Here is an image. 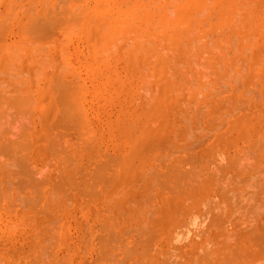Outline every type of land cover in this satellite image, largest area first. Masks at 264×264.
I'll use <instances>...</instances> for the list:
<instances>
[{
    "label": "rangeland",
    "instance_id": "obj_1",
    "mask_svg": "<svg viewBox=\"0 0 264 264\" xmlns=\"http://www.w3.org/2000/svg\"><path fill=\"white\" fill-rule=\"evenodd\" d=\"M181 1L0 0V264H264V0Z\"/></svg>",
    "mask_w": 264,
    "mask_h": 264
},
{
    "label": "bare ground",
    "instance_id": "obj_2",
    "mask_svg": "<svg viewBox=\"0 0 264 264\" xmlns=\"http://www.w3.org/2000/svg\"><path fill=\"white\" fill-rule=\"evenodd\" d=\"M182 1H183V0H182ZM182 1H181V2H182ZM83 2H84V1H83ZM153 3H154V2H153ZM181 4H182V3H181ZM181 4H180V5H181ZM184 4H185V3H184ZM155 6H156V5H155ZM168 6L170 7V5H168ZM178 6H179V5H178ZM184 6H185V5H184ZM129 7H130V6H129ZM161 7H162V6H161ZM144 8H145V6H144ZM178 8H179V7H178ZM188 8H189V7H188ZM233 8H234V7H233ZM85 9H86V8H85ZM150 10H151V9H150ZM180 11H181V10H180ZM153 12L155 13V11H153ZM165 12H166V10H165ZM136 13H137V12H136ZM167 13H168V12H167ZM197 13H198V12H197ZM197 13H196V14H197ZM163 14H164V13H163ZM168 14H169V13H168ZM200 14H201V13H200ZM137 15H138V14H137ZM194 15H195V13H194ZM219 15H220V14H219ZM254 15H255V14H254ZM160 16H162V15H160ZM198 16H199V15H198ZM259 16H260V15H259ZM136 17H138V16H136ZM136 17H135V18H136ZM167 17H168V16H167ZM167 17L165 16V17H164L165 19H163V20H165V23L169 22L170 19L172 18V17L170 16L171 18L168 19V21H167ZM199 17H200V16H199ZM240 17H241V16H240ZM116 18H117V17H116ZM162 18H163V17H162ZM162 18H161V20H162ZM223 19H224V18H223ZM152 20H153V19H152ZM152 20H151V21H152ZM176 20H177V19H176ZM137 21H138V20H137ZM166 21H167V22H166ZM172 21H173V19H172ZM229 21H230V20H229ZM249 21H250V20H249ZM51 22H52V21H51ZM68 22H69V20H68ZM134 22H135V21H134ZM247 22H248V21H247ZM62 23H63V22H62ZM69 23H71V21H70ZM160 23H162V22H160ZM169 23H170V22H169ZM120 24H121V23H120ZM140 24H141V23H140ZM53 25H54V24H53ZM58 25H59V24H58ZM68 25H69V24H68ZM71 25H72V23H71ZM117 25H118V23H117ZM156 25H157V24H156ZM167 25H168V23H167ZM63 26H64V25H63ZM192 26H193V25H192ZM67 27H68V26H67ZM113 27H115V26H113ZM118 27H119V26H118ZM154 27H155V26H154ZM159 27H160V25H159ZM132 28H133V27H132ZM163 28H164V27H163ZM180 28H181V27H180ZM65 29H66V28H65ZM127 29H128V28H127ZM133 29H134V28H133ZM160 29H161V28H160ZM55 30H56V29H55ZM166 30H167V29H166ZM156 31H157V30H156ZM159 31H160V30H159ZM235 31H236V30H235ZM238 31H239V30H238ZM146 32H147V31H146ZM142 33H143V32H142ZM182 34H183V33H182ZM52 35H53V33H52ZM137 35H138V34H137ZM140 35H141V34H140ZM166 35H167V34H166ZM254 35H255V34H254ZM53 36H54V35H53ZM159 36H160V35H159ZM255 36H256V35H255ZM259 36H260V35H259ZM136 37H137V36H136ZM142 37H143V36H142ZM142 37H141V38H142ZM167 37H168V36H167ZM195 37H197V36H195ZM145 38H147V37H145ZM158 38H160V37H158ZM162 38H163V37H162ZM179 38H180V36H179ZM189 38H191V37H189ZM244 41H245V40H244ZM172 42H173V41H172ZM217 43H218V42H217ZM190 51H192V50H190ZM219 60H220V59H219ZM214 63H215V62H214ZM208 65H209V64H208ZM253 66H254V65H253ZM226 76H227V75H226ZM71 85H72V83H71ZM73 85H74V84H73ZM75 85H76V84H75ZM188 86H189V85H188ZM73 87H75V86H73ZM81 88H82V87H81ZM75 89H76V88H75ZM77 91H78V90H77ZM72 95H73V94H72ZM72 98L74 99V96H73ZM80 100H82V99H80ZM78 108H80V105H79ZM80 112H83V111L80 110ZM80 114H81V113H80ZM81 116H82V115H81ZM80 118H81V117H80ZM76 120H77V119H76ZM84 123H85V122H84ZM79 128H80V127H79ZM83 128H84V126H83ZM6 150H7V149H6ZM24 161H25V160H24ZM27 163H28V162H27ZM26 166H28V165H26ZM22 168H23V167H22ZM95 168H96V167H95ZM21 170H23V169H21ZM24 171H26V170H24ZM98 171H99V170H98ZM173 171H174V170H173ZM27 172H28V171H27ZM170 174H171V173H170ZM178 175H179V174H178ZM93 176H94V175H93ZM180 176H181V175H179V177H180ZM66 177H67V176H66ZM181 177H182V176H181ZM70 179H71V178H70ZM70 179H68V180H70ZM59 180H60V179H59ZM59 180H58V181H59ZM62 181H63V180H62ZM71 182H72V181H71ZM54 183H55V181H54ZM77 183H78V182H77ZM60 184H61V183H60ZM62 184H63V183H62ZM73 184H74V183H73ZM71 186H72V185H71ZM81 190H82V188H81ZM138 234H139V233H138ZM140 235H141V234H140ZM140 235H139V236H140ZM120 237H121V236H120ZM137 237H138V236H137ZM140 237H142V236H140ZM138 239H139V237H138ZM140 239H141V238H140ZM145 239H146V238H145ZM118 240H119V239H118ZM141 240H142V239H141ZM147 240H149V239L147 238ZM101 242H102V241H101ZM120 242H121V241H120ZM120 242H119V243H120ZM124 242H125V241H124ZM144 242H145V241H144ZM136 243H137V242H136ZM139 243H140V242H139ZM140 244H141V243H140ZM143 244H144V243H143ZM121 245L124 246L122 243H121ZM142 247H143V246H142ZM130 250H132V249L130 248ZM130 250H129V251H130ZM145 250H146V249H145ZM129 251H128V252H129ZM137 251H138V250H137ZM137 251H136V252H137ZM136 252H135V253H136ZM129 253H130V252H129ZM142 254H144V253H142ZM133 255H134V254H133ZM126 256H127V255H126ZM148 256H149V255H148ZM131 257H132V256H131ZM134 260H135V259H134ZM142 261H143V260H142ZM142 261H141V262H142ZM135 262H136V261H135ZM136 263H137V262H136ZM138 264H139V263H138Z\"/></svg>",
    "mask_w": 264,
    "mask_h": 264
}]
</instances>
